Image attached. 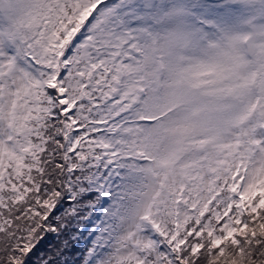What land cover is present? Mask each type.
<instances>
[{
  "label": "snow or ice",
  "instance_id": "6c2138e0",
  "mask_svg": "<svg viewBox=\"0 0 264 264\" xmlns=\"http://www.w3.org/2000/svg\"><path fill=\"white\" fill-rule=\"evenodd\" d=\"M105 2L77 0L78 21L59 28L29 23L8 52L0 33V264H264V166L227 160L173 195L154 235L105 258L120 170L106 134L135 54L131 32L102 27Z\"/></svg>",
  "mask_w": 264,
  "mask_h": 264
},
{
  "label": "rangeland",
  "instance_id": "374dc122",
  "mask_svg": "<svg viewBox=\"0 0 264 264\" xmlns=\"http://www.w3.org/2000/svg\"><path fill=\"white\" fill-rule=\"evenodd\" d=\"M8 1L5 52L29 23L51 15L59 28L82 12L77 0ZM105 10L104 29L135 37L122 61L127 110L106 134L120 161L101 216L115 237L107 258L154 235L157 212L217 161L264 166V0H106Z\"/></svg>",
  "mask_w": 264,
  "mask_h": 264
},
{
  "label": "water",
  "instance_id": "95a60500",
  "mask_svg": "<svg viewBox=\"0 0 264 264\" xmlns=\"http://www.w3.org/2000/svg\"><path fill=\"white\" fill-rule=\"evenodd\" d=\"M11 10V4L8 0H0V11Z\"/></svg>",
  "mask_w": 264,
  "mask_h": 264
},
{
  "label": "trees",
  "instance_id": "16d2710c",
  "mask_svg": "<svg viewBox=\"0 0 264 264\" xmlns=\"http://www.w3.org/2000/svg\"><path fill=\"white\" fill-rule=\"evenodd\" d=\"M71 259H75V257H71Z\"/></svg>",
  "mask_w": 264,
  "mask_h": 264
}]
</instances>
